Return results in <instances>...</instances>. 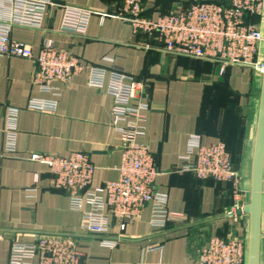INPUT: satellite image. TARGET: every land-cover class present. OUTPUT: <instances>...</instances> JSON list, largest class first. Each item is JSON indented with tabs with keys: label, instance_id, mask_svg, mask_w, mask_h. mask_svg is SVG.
<instances>
[{
	"label": "crops",
	"instance_id": "crops-1",
	"mask_svg": "<svg viewBox=\"0 0 264 264\" xmlns=\"http://www.w3.org/2000/svg\"><path fill=\"white\" fill-rule=\"evenodd\" d=\"M207 0H142L151 18ZM220 1V0H214ZM93 12L83 35L60 30L64 8L51 6L42 28L13 25L11 37L37 55L54 42L80 58L85 66L119 71L142 83L131 103H148V146L160 172L155 188L168 196V209L183 221L166 228L151 224V206L127 223L112 218L106 234L82 231V212L73 209L67 190L55 186L47 164L34 153H87L95 165L91 188L117 180L124 140L113 124V97L89 84L88 70L60 86V95L43 93L34 81L33 59L0 55V264H9L13 243H31L46 235L70 237L83 252L81 264H193L212 236L239 237L247 247L250 216L237 212L250 201L252 163L263 74L228 66L224 73L210 60L165 50L157 35L135 31L122 19L121 0H66ZM7 7L0 5V17ZM253 22L261 23L264 17ZM264 56V46L262 49ZM32 98L57 100L55 112L30 109ZM9 107L19 109L15 153L4 152V126ZM205 145L224 142L241 181L201 179L182 169L190 135ZM84 209H88L85 205ZM115 243V244H114ZM260 264H264V184Z\"/></svg>",
	"mask_w": 264,
	"mask_h": 264
},
{
	"label": "built area",
	"instance_id": "built-area-1",
	"mask_svg": "<svg viewBox=\"0 0 264 264\" xmlns=\"http://www.w3.org/2000/svg\"><path fill=\"white\" fill-rule=\"evenodd\" d=\"M121 1L123 7L118 15L131 23L135 31L157 35L166 51L214 61L222 73L228 66H239L263 74L264 31L261 23L248 21L247 16L263 18L264 0L201 1L157 18L145 13L142 0ZM3 4L9 15L0 17V55L35 60L34 81L41 92L59 96L61 87L55 83L65 85L87 69L89 84L106 89L113 97V124L124 140L117 180L91 188L96 167L84 152L30 156V159L47 164L55 175V186L68 191L72 208L82 212V231L106 234L112 218L125 229L147 205L151 206L153 227L166 228L170 222L183 221V214L168 209V196L156 190L160 172L148 146L137 139L146 133L150 110L148 103H131L140 93L142 83L123 72L85 66L79 57L59 49L51 40L45 41L36 55L31 48L11 37L13 25L42 28L49 8L56 5L64 8L60 30L83 35L93 12L71 6L66 0H0V5ZM57 104L56 99L32 98L28 107L53 113ZM18 119L19 109L9 107L3 129L7 154L17 149ZM180 159L184 171L193 172L201 179L230 181L236 189L240 185L241 177L222 141L205 145L200 135L192 134ZM85 205L88 209H84ZM247 255V245L242 239L212 236L193 264H247ZM82 258L83 252L73 238L46 235L31 243H13L9 264H81Z\"/></svg>",
	"mask_w": 264,
	"mask_h": 264
},
{
	"label": "water",
	"instance_id": "water-1",
	"mask_svg": "<svg viewBox=\"0 0 264 264\" xmlns=\"http://www.w3.org/2000/svg\"><path fill=\"white\" fill-rule=\"evenodd\" d=\"M264 184V71L259 116L252 163L251 196L237 213L250 216L247 264H260L262 237V205Z\"/></svg>",
	"mask_w": 264,
	"mask_h": 264
},
{
	"label": "trees",
	"instance_id": "trees-1",
	"mask_svg": "<svg viewBox=\"0 0 264 264\" xmlns=\"http://www.w3.org/2000/svg\"><path fill=\"white\" fill-rule=\"evenodd\" d=\"M214 1V0H212ZM215 2H221V3H224L225 0H220V1H215ZM257 18H259V16H256V15H248L247 16V20L248 21H255V20H258Z\"/></svg>",
	"mask_w": 264,
	"mask_h": 264
},
{
	"label": "rangeland",
	"instance_id": "rangeland-1",
	"mask_svg": "<svg viewBox=\"0 0 264 264\" xmlns=\"http://www.w3.org/2000/svg\"><path fill=\"white\" fill-rule=\"evenodd\" d=\"M235 237V236H234ZM239 238V237H238ZM248 257V256H247Z\"/></svg>",
	"mask_w": 264,
	"mask_h": 264
}]
</instances>
